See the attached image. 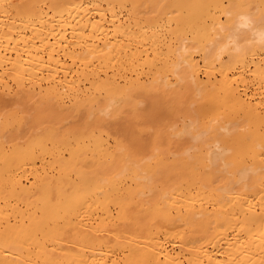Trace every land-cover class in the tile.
Instances as JSON below:
<instances>
[{
	"label": "bare ground",
	"instance_id": "bare-ground-1",
	"mask_svg": "<svg viewBox=\"0 0 264 264\" xmlns=\"http://www.w3.org/2000/svg\"><path fill=\"white\" fill-rule=\"evenodd\" d=\"M0 264H264V0H0Z\"/></svg>",
	"mask_w": 264,
	"mask_h": 264
}]
</instances>
